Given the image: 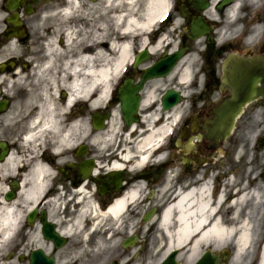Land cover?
<instances>
[{
    "label": "flooded vegetation",
    "instance_id": "flooded-vegetation-1",
    "mask_svg": "<svg viewBox=\"0 0 264 264\" xmlns=\"http://www.w3.org/2000/svg\"><path fill=\"white\" fill-rule=\"evenodd\" d=\"M194 1H176V14L184 7L187 17L181 20L177 42L157 54L150 52L148 63H129L112 75L107 101L93 106L92 97L73 99L66 106L69 93L57 81L59 69L40 74L46 69V50L64 46V30L77 14L98 17L100 0H81L78 12L69 15L68 0H0V209L15 204L22 220L16 238L0 247V264H57L63 258L78 264L88 226L82 219L81 234L75 231L80 213L93 207L105 214L115 201L130 195L119 223L129 232L126 237L139 244L134 246V258L121 264L143 262L148 247L139 238H164L159 224L175 195L196 191L206 183L212 198L239 185L251 191L264 189V83L252 64L264 59V5L258 12L263 30L253 41L234 30L224 32L222 13L209 18ZM200 17L207 34L191 42L188 30ZM181 49L192 57L186 84L174 71L166 78L142 83L145 72L159 59ZM139 52H133V58ZM230 57L234 62L230 63ZM237 61L245 63L242 75H238ZM170 90L176 94L171 109L176 111V122L162 147L140 169L93 148L85 129L73 128L78 120H87L89 131L97 134L92 122L99 115L109 119L105 132L117 115L120 133L134 139L144 132L148 116L164 115L162 100ZM51 110H55V129L43 127ZM123 110L130 114L132 128L126 126ZM39 170L42 186L27 195L26 186L33 187ZM233 179L236 186L230 187ZM247 209L248 222L262 220L264 210ZM54 234L58 238H45ZM90 238L93 243L102 236Z\"/></svg>",
    "mask_w": 264,
    "mask_h": 264
},
{
    "label": "bare ground",
    "instance_id": "bare-ground-1",
    "mask_svg": "<svg viewBox=\"0 0 264 264\" xmlns=\"http://www.w3.org/2000/svg\"><path fill=\"white\" fill-rule=\"evenodd\" d=\"M68 1L67 15L71 11L78 12L81 0ZM221 1L211 0V8L208 10L209 13H206L209 18H215L211 11L212 6ZM100 2L98 17L77 14L71 27L64 30V46H52L46 50V69L40 74H45V71L50 72L49 70L54 71L56 67L59 69L57 81L62 83L61 90L65 94L69 93L66 96V106H69L73 99L86 101L91 97L94 99L91 102L93 106L104 102L108 97L111 76L120 73L132 59L135 41L132 38L138 37V33L149 32L166 19L170 12L168 0H100ZM139 2L144 5L138 7ZM242 2L243 0H233V4L227 9V18L230 19L235 15ZM95 8L91 7V10H95ZM83 22L87 23L85 28H82ZM145 43V40L141 43V50L148 48ZM73 44H76L75 48L72 47ZM164 44L165 38H161L149 49V52L157 54ZM56 59H61L58 66ZM191 63L192 57L186 55L175 70L176 73L180 71L179 81L182 84L187 82ZM51 81L55 83L52 77ZM54 111L49 112L50 119L43 124V127L56 128L57 122L52 115ZM157 118L156 114L151 121L145 119L143 122L144 132L138 133L130 141L129 134L121 133L120 135L119 125L114 117L110 120L107 130L101 134L90 132L87 128V120H78L73 128L79 131L85 129V137L91 141L92 146L98 145L101 152H111L114 156H121L122 162L132 163L136 169H140L162 145L169 128L176 122V111L171 110L170 113L165 114L159 127L153 126ZM118 142L122 145L129 143L130 146L120 151L116 144ZM114 167L119 168V165L115 164ZM41 174V170L36 173L33 187L26 186L27 195L40 190L42 186ZM208 190V183H206L196 191L191 190L186 194L175 195L159 224V229L166 240V250L162 257L171 250L184 248L185 252L189 253L184 264H193L202 247H213L214 251H220L231 244L235 248L233 262L238 263L247 255L253 238H255L248 222L249 219H247V206L251 202L252 210H262V206H264L263 193L258 189L252 190L249 194L237 195L226 205V201H223V195H221L225 190L218 194L217 199L211 198V193ZM129 199H132V195L117 200L105 214L90 207L85 208L83 213L77 217L74 227H80L84 217L92 219V227L95 230L108 220L112 223L111 236L112 238L116 237L115 234L121 227L119 220L127 209L125 204ZM224 206L233 211L227 223L217 217L218 210ZM244 211L245 215L241 217ZM21 221L15 204L0 209V244L7 243L11 238H14L15 230L18 229ZM103 232L106 234L109 231L103 229ZM189 245L190 247L187 249ZM260 250L258 264H264V244ZM180 256L181 254L178 258Z\"/></svg>",
    "mask_w": 264,
    "mask_h": 264
},
{
    "label": "rangeland",
    "instance_id": "rangeland-1",
    "mask_svg": "<svg viewBox=\"0 0 264 264\" xmlns=\"http://www.w3.org/2000/svg\"><path fill=\"white\" fill-rule=\"evenodd\" d=\"M168 2L170 3V7L172 9L173 4L175 2V0H168ZM244 2H249L251 3V1L249 0H243L242 4ZM255 2L252 4H256L254 7L252 8H244L243 11L246 12V18L247 21H251L252 23L257 22L258 20V12L260 11L261 8H258L262 2ZM241 4V5H242ZM142 5H144V3L139 2L138 3V7H142ZM263 6V4H262ZM261 6V7H262ZM216 6L213 7V11H216ZM242 11V12H243ZM227 10H225V12L223 13V15H220L221 18H219L220 16L218 15V18L222 21L223 20V26L227 27ZM243 16V15H241ZM178 16L176 15H172V21H171V25L168 28H165V30H162V28L159 30V33L161 31V34H159V37H164L165 38V43L166 42H170V38H172L173 43L177 42L176 36L178 35L179 32V27H180V19L177 18ZM244 18V19H246ZM243 19V20H244ZM242 20V21H243ZM245 22V21H243ZM256 28H258L257 26H255ZM155 29L156 27L152 28L149 32L146 33H138V37L134 36L132 39L135 40L133 43V50L135 52V50H139L141 43L145 42L148 43L150 42V37L154 36L155 33ZM241 29H235L236 31H239ZM263 29V26L259 27V30L257 31L260 34V31ZM229 30V28H223L224 32H227ZM158 32V30H157ZM256 33V34H258ZM144 35V36H142ZM255 37H258V35H256ZM156 39H158V37L155 38L154 42L156 41ZM145 43V44H146ZM180 74V71L177 72L176 76H178ZM161 120V119H160ZM118 124V122H117ZM117 144V143H116ZM119 150L122 151L123 149L129 148V143L122 145L121 143H119ZM114 147V146H113ZM112 147V149H113ZM93 148H97L98 149V145H95ZM110 149V150H112ZM115 149V147H114ZM118 150V149H117ZM247 177V174H246ZM234 182H232V184L230 186H233ZM236 190H241V186L237 189H228L226 191H236ZM258 191L262 192L264 195V189H258ZM214 199V198H213ZM249 208H251L250 205H248ZM262 209H264V206H262ZM256 211V210H255ZM260 211V209H258L256 212ZM218 212H222L223 213V222L227 223L228 220H230V217L233 213L232 210H227L226 207H223L222 209L218 210ZM231 212V215H229V217H226L225 215H228V213ZM264 213V212H263ZM264 215V214H263ZM250 225L252 227V232L255 236V238H253V242H252V246L250 247L249 251L247 252V255L245 257L242 258V260H240V262H233V258H234V252H235V248L234 246L228 245L225 249L220 250V251H214L213 247H202L201 251L199 252V256L206 250H211L214 254L219 255V260L221 262V264H256L257 260L259 259V255H260V249H261V244L262 242H264V216L262 218V220H259L257 222H250ZM103 229H106V231H109V233L112 231V223L109 222L108 220L104 223L101 224L99 226V228H96L95 233H101ZM121 233L124 236L125 234L128 233L127 229H123L121 228ZM159 235H162L161 232H159ZM123 239L125 238H112L110 236V238H98L96 239L95 242L92 243V240L90 242L89 238H85V248L84 251H82V254L80 255L79 259H78V264H111V262L115 259H120L124 262H126V260L128 259H132V257L134 256V252L136 251V249H132V250H127V251H123V249L121 248V244L123 242ZM140 241L143 243V247L147 248L148 247V254L145 257V260L143 262H141L142 259L136 260L135 264H155L159 261V259L161 258L162 254L165 252L166 250V240L165 238H140ZM190 245L188 246L187 249H189ZM254 247V249H253ZM186 249L181 248L180 249V253L181 256L180 258H178V264H184L186 261V258L188 256L189 253L185 252ZM126 253V254H124ZM198 256V257H199ZM72 260V259H71ZM121 261V262H122ZM71 261H67V259H60L58 261L57 264H70Z\"/></svg>",
    "mask_w": 264,
    "mask_h": 264
},
{
    "label": "water",
    "instance_id": "water-1",
    "mask_svg": "<svg viewBox=\"0 0 264 264\" xmlns=\"http://www.w3.org/2000/svg\"><path fill=\"white\" fill-rule=\"evenodd\" d=\"M198 2L200 1L198 0ZM206 8L207 6H202L200 9L204 10ZM204 28L205 27L202 24H193L190 29L192 38L193 39L199 38L201 35L200 30L201 29L203 30ZM182 56H183V52H179L172 56H169V58L167 57L165 59H161L153 68H151L149 71L146 72L144 76V81L151 80L153 78H158V77L160 78L163 76H167L171 72V70L175 67V65ZM141 57L142 58L139 61L137 60L136 63L140 61H145L144 60L146 59L145 53H143ZM260 67H261V75L264 80V61L261 62ZM174 98H175L174 94L171 91L165 96V99L163 100L164 110H167L173 106ZM124 118H126L125 114H124ZM99 125L100 124L97 123L95 125V129H100L101 126L99 127ZM128 125L130 124L128 123ZM178 253L179 251L177 250L171 251L159 264H178L176 261ZM218 262L219 259L217 256L212 255L210 251H206L200 256V258L194 264H218Z\"/></svg>",
    "mask_w": 264,
    "mask_h": 264
}]
</instances>
